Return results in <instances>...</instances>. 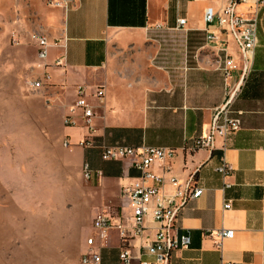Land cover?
I'll use <instances>...</instances> for the list:
<instances>
[{
	"label": "crops",
	"instance_id": "crops-1",
	"mask_svg": "<svg viewBox=\"0 0 264 264\" xmlns=\"http://www.w3.org/2000/svg\"><path fill=\"white\" fill-rule=\"evenodd\" d=\"M207 6L217 8L219 0H74L66 7L35 9L37 32L49 43L65 39L64 47H50L45 62L36 58L35 66L41 94L64 122L62 134L70 145L66 148L80 168L86 163L92 171L85 181L89 214L80 238L81 251L98 254V264H121L122 247L133 257L132 264L151 261L145 246L153 240L156 225L148 219L144 233L132 237L131 209L121 196V189L139 175L130 161H103L97 150L78 146L85 129L74 108L77 86L85 88L93 106L97 139L107 145L172 148V160L154 164L152 172L162 175L168 166L165 179L190 182L201 190L179 213L177 234H187L190 242L172 252L170 264H264V6L251 68L228 107L230 117L239 119V129L225 141L216 137L209 149L189 151L192 140L207 132L230 82L217 70L219 56L232 58L238 81L240 61L233 40L205 42L201 49L206 53L192 56L193 62L178 76L142 60L153 47L149 37L154 29L204 36ZM237 10L245 13L246 6ZM177 19L185 20L183 28L176 29ZM55 60H61V66H55ZM95 88L103 89L101 102L91 94ZM222 164L230 168L225 176L217 171ZM162 189L165 195L172 193L167 180ZM98 213L121 224L125 240L116 229L92 228ZM220 229L232 230L233 237L218 248L209 233ZM87 238L91 245L85 243Z\"/></svg>",
	"mask_w": 264,
	"mask_h": 264
},
{
	"label": "rangeland",
	"instance_id": "rangeland-1",
	"mask_svg": "<svg viewBox=\"0 0 264 264\" xmlns=\"http://www.w3.org/2000/svg\"><path fill=\"white\" fill-rule=\"evenodd\" d=\"M38 8L50 7L0 0V264H82L86 183L63 146L64 122L31 86L40 79L29 38L39 31ZM203 37L154 29L142 60L178 76L192 56L206 53Z\"/></svg>",
	"mask_w": 264,
	"mask_h": 264
},
{
	"label": "built area",
	"instance_id": "built-area-1",
	"mask_svg": "<svg viewBox=\"0 0 264 264\" xmlns=\"http://www.w3.org/2000/svg\"><path fill=\"white\" fill-rule=\"evenodd\" d=\"M71 2L70 0H46L49 7H66L73 3ZM241 5L246 6L245 13L238 12L237 8ZM263 6L264 0H219L217 8L207 6L204 9L202 20L205 42L217 41L226 37L233 40L240 61L239 78L237 82L233 78L236 67L232 58L226 54L219 56L217 70L221 72L226 82L229 80L231 83L229 82L225 87L223 102L213 110L207 132L192 140L189 151L194 152L201 148L209 149L216 137L225 141L239 129L240 121L230 117L228 107L239 83L251 68L254 51L257 47V29ZM184 23V19H177L176 29L183 28ZM29 38L35 46L36 58L40 62H45L50 47L62 48L65 43V39L62 38L49 43L46 35L37 31H33ZM61 64V60L54 61L55 66H61ZM31 86L34 90H38L35 81ZM75 91L74 108L80 111L82 125L85 129L78 146L83 149L97 150L103 161L128 159L131 166L139 172L133 183L121 189V196L127 200L131 209L132 237H140L144 233L148 219L156 225V229L153 240L145 246V251L152 260L137 261L136 264H170L172 252L178 248H187L190 242L187 234L180 236L177 234L179 213L190 200L200 196L201 190L193 187L190 182L180 184L175 178L165 179V175L170 170L168 166L164 167L162 175L152 172L151 167L154 164L162 165L172 160L175 154V150L172 148L107 145L104 141L97 139L94 134V109L86 100L87 92L83 86H77ZM91 94L99 102L103 100L102 88H95ZM65 124H69V121L66 120ZM63 146L66 148L70 145L64 140ZM80 170L83 179L88 181L92 174L89 166L83 163ZM229 170L230 168L226 164H222L217 169L222 176H225ZM165 180L172 187V193L169 195L163 194L162 191ZM228 207V204L223 206L226 209ZM91 226L98 231L116 229L123 240L127 234L121 224L112 223L110 217L104 213L96 214L91 221ZM212 235L217 239L215 245L221 248V242L224 239H231L233 231L220 229L209 233V236ZM86 244L91 245V238L86 240ZM119 259L121 264H132L133 261L130 252L123 247L120 250ZM99 260L98 254L88 250L82 255L81 263L98 264Z\"/></svg>",
	"mask_w": 264,
	"mask_h": 264
},
{
	"label": "bare ground",
	"instance_id": "bare-ground-1",
	"mask_svg": "<svg viewBox=\"0 0 264 264\" xmlns=\"http://www.w3.org/2000/svg\"><path fill=\"white\" fill-rule=\"evenodd\" d=\"M46 79V77H44ZM36 89H39L42 86V81L41 80H36Z\"/></svg>",
	"mask_w": 264,
	"mask_h": 264
}]
</instances>
